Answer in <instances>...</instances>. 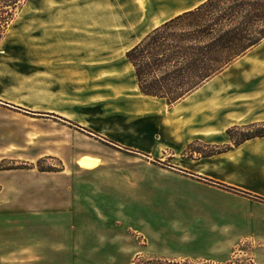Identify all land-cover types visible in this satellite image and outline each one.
<instances>
[{
    "label": "rangeland",
    "instance_id": "1",
    "mask_svg": "<svg viewBox=\"0 0 264 264\" xmlns=\"http://www.w3.org/2000/svg\"><path fill=\"white\" fill-rule=\"evenodd\" d=\"M187 1L24 0L14 11L0 41V264H103L98 242L111 233L117 264L138 248L147 254L136 264L172 261L162 250L264 264L257 224L178 171L234 142L183 147L158 137L156 114L141 124L136 105L157 100L135 91L124 51L156 11ZM208 87L218 88L211 109L238 98L264 106V42ZM254 125L233 127L237 141L264 132ZM82 158L97 164L83 168Z\"/></svg>",
    "mask_w": 264,
    "mask_h": 264
},
{
    "label": "trees",
    "instance_id": "2",
    "mask_svg": "<svg viewBox=\"0 0 264 264\" xmlns=\"http://www.w3.org/2000/svg\"><path fill=\"white\" fill-rule=\"evenodd\" d=\"M23 1L0 0V41L13 21L14 11L21 8ZM263 42L264 0H206L152 30L127 52V59L135 69L140 93L165 100L172 107L224 73ZM239 128L235 127L236 130ZM233 131L230 129L228 135L235 146L264 137L262 131L245 135L237 141ZM244 194L253 197L246 192ZM156 264L212 263L167 260Z\"/></svg>",
    "mask_w": 264,
    "mask_h": 264
},
{
    "label": "crops",
    "instance_id": "3",
    "mask_svg": "<svg viewBox=\"0 0 264 264\" xmlns=\"http://www.w3.org/2000/svg\"><path fill=\"white\" fill-rule=\"evenodd\" d=\"M205 1L206 0H188L178 5H172L170 3L166 11H156L155 16L152 17L145 27V32L137 37L129 48L124 51L123 55H126L127 51L140 43L145 36L162 23L198 7ZM108 63L110 62L106 64ZM129 66L133 74V86L138 93L136 89L139 85L136 72L133 71L134 67L130 62ZM228 70L229 69L225 72ZM106 71L109 73L116 72L114 67ZM219 76L215 77L192 95L172 107H170L165 100L158 98L156 99L157 101H153L150 109L146 107L144 102H139L136 106L144 110V112L140 114L149 115V118H145L146 115L140 117L141 124L143 125L145 123V125H148V119H150V117L153 119L154 117L152 116L156 114L157 116L154 119L161 122L160 124L158 122L156 127L158 137L162 141L171 139L177 143L180 142V145L184 147L195 142H204L211 137L229 138L232 141L231 137L228 135V131L233 127L263 123L264 106L257 107L250 101H243L250 98L236 99L234 108L227 109L225 106H221L216 109H211L210 95L212 90L217 91L218 88L214 87L209 89L208 85ZM240 100L243 102L238 103ZM154 130L155 129H150L151 132ZM181 151H183V149H179V152ZM195 154H198V152H195ZM199 155V159H190L189 168L179 166L180 169L186 172L176 169L177 167L174 169L211 184L207 186L212 190L220 192L219 194H223L229 199V202H227L228 206H226L227 213L232 216H237V218L239 217L241 220L246 221L250 219V222L256 223L258 226L256 228V235L259 238H264V201L255 198L259 197L264 199V137L248 140L239 146L231 145L229 150L220 154L212 156L209 154L204 156L202 154ZM172 156H178L177 152H174ZM217 186L224 189L218 188ZM226 187H232L243 192L233 191ZM244 192L253 195L254 198L245 195ZM97 237H100V235ZM107 237L109 240L103 243L100 241L98 242V245L101 246L96 254L100 257L103 264H117L114 258L115 254L111 250V247H113L115 243L113 242L114 240L112 241L110 238L114 237V235L111 233ZM157 253L165 255L166 258L172 259L173 261L191 260L206 263L210 261L202 259L197 255L174 250H162ZM145 254H147V251L138 248L128 256L125 255V263L134 264L136 260H139Z\"/></svg>",
    "mask_w": 264,
    "mask_h": 264
},
{
    "label": "bare ground",
    "instance_id": "4",
    "mask_svg": "<svg viewBox=\"0 0 264 264\" xmlns=\"http://www.w3.org/2000/svg\"><path fill=\"white\" fill-rule=\"evenodd\" d=\"M138 90H139V88H138ZM78 164H79L81 167L90 170V169H93V168L96 166L97 162L94 161V160L91 159V158H82V159H80V160L78 161Z\"/></svg>",
    "mask_w": 264,
    "mask_h": 264
}]
</instances>
